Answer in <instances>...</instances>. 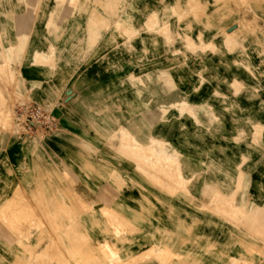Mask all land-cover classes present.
<instances>
[{
  "label": "rangeland",
  "instance_id": "obj_1",
  "mask_svg": "<svg viewBox=\"0 0 264 264\" xmlns=\"http://www.w3.org/2000/svg\"><path fill=\"white\" fill-rule=\"evenodd\" d=\"M0 23V111L13 122L0 121L1 260H14L15 246L27 264L32 243L35 261L44 241L57 249L68 226L53 215L93 211L73 186L128 171L126 160L156 191L198 197L200 212L238 233L245 259H264V0H0ZM30 102L52 109L59 128L20 135L15 109ZM64 134L91 139L84 156L69 155L80 146ZM102 250L103 264L120 259L109 243Z\"/></svg>",
  "mask_w": 264,
  "mask_h": 264
},
{
  "label": "crops",
  "instance_id": "obj_2",
  "mask_svg": "<svg viewBox=\"0 0 264 264\" xmlns=\"http://www.w3.org/2000/svg\"><path fill=\"white\" fill-rule=\"evenodd\" d=\"M6 29V24L0 23V34L4 38L0 44H8ZM13 35L16 39V21L14 27L10 28V37L13 38ZM69 87L62 91L63 101L71 95ZM74 137L75 134L63 135V140H78L80 146L78 150L69 149L67 152L69 155L78 152L79 156H84L86 151L81 146L91 139L83 134ZM8 146L10 156L19 157L18 160L26 155L14 142ZM109 156L119 159L118 151L115 150H111ZM112 158V164L119 163ZM126 164L130 169L128 171L120 172L119 166L115 167L118 168L116 170L111 167L110 172L104 171L107 179H98L95 172L94 178L80 179L73 186L80 190L86 201L93 204V211L80 212L78 215L73 212L54 214V220L68 226L58 234L60 246L49 251L46 249L48 240L44 241L43 245L36 248V254L41 259L35 261L32 243L34 250L31 264H103L99 257L103 254L102 246L105 243H109L120 256L115 264H264V259H245L238 233L231 232L227 224L220 223L215 214L200 212L198 206L202 202L198 197L184 200L156 191L148 185L146 176L137 170L135 162L126 160ZM81 166L80 160V174L87 177V172H82ZM194 167L197 165L192 163L191 168ZM92 189L95 192H88ZM104 210L107 212L104 213ZM108 212L112 215L111 224L107 222ZM119 224L126 229L118 235L113 226ZM114 250L109 252L114 253ZM14 253V260L0 259V264H27L18 246L14 247Z\"/></svg>",
  "mask_w": 264,
  "mask_h": 264
},
{
  "label": "built area",
  "instance_id": "obj_3",
  "mask_svg": "<svg viewBox=\"0 0 264 264\" xmlns=\"http://www.w3.org/2000/svg\"><path fill=\"white\" fill-rule=\"evenodd\" d=\"M15 122L21 130L20 135L25 136L35 132L50 133L59 128V120L53 110L34 102L15 109Z\"/></svg>",
  "mask_w": 264,
  "mask_h": 264
},
{
  "label": "bare ground",
  "instance_id": "obj_4",
  "mask_svg": "<svg viewBox=\"0 0 264 264\" xmlns=\"http://www.w3.org/2000/svg\"><path fill=\"white\" fill-rule=\"evenodd\" d=\"M97 2H99V0H97ZM111 2V1H110ZM109 2V3H110ZM114 2V1H113ZM71 3V2H70ZM108 3V1H107V4H109ZM112 3V2H111ZM84 4H86L85 2H84ZM106 4V3H105ZM113 4V3H112ZM117 4V3H116ZM128 4V3H127ZM96 5V4H95ZM132 5V4H131ZM90 6V5H89ZM106 7H107V9H108V7H110V5H105ZM111 6H113V5H111ZM133 6V5H132ZM69 7V6H68ZM75 7V6H74ZM93 7V6H92ZM126 7V6H125ZM136 7V6H135ZM91 9V8H90ZM110 9V8H109ZM117 9V8H116ZM123 9V8H122ZM133 9V8H132ZM111 10V9H110ZM123 12H126V10L125 9H123L122 10ZM12 12V11H11ZM94 12H95V14H94V16L95 17H97V18H99L100 17V12H97V10L95 9L94 10ZM13 13V12H12ZM111 13V12H110ZM92 14V13H91ZM157 14L155 13V12H153V14L151 13V17H153L154 19V25H157V20H158V18H157V16H156ZM93 16V15H92ZM102 16V15H101ZM112 16V15H111ZM14 17V16H13ZM91 17V16H90ZM92 18V17H91ZM113 20H115V21H117V22H120V19L119 18H117V19H113ZM106 21H107V18H106ZM15 23V22H14ZM119 24V23H118ZM113 25V24H112ZM164 25H166V24H164ZM115 26H117V25H115ZM118 27V26H117ZM150 29L151 30H155V28H154V26L153 27H150ZM16 31V30H15ZM58 31V30H57ZM107 31V30H106ZM124 32V31H123ZM241 29H240V27H237V28H235L232 32H229L228 33V35H229V38L230 39H238L239 38V36H240V34H241ZM113 34V33H112ZM126 34V33H125ZM114 35V34H113ZM112 35V36H113ZM18 36V35H17ZM117 36V35H116ZM114 38V37H113ZM128 39V38H127ZM71 44V43H70ZM73 44V43H72ZM16 46V45H15ZM55 46V45H54ZM9 48H11L12 49V47H9ZM8 48V49H9ZM39 48V47H38ZM10 50V49H9ZM128 50H129V48H128ZM44 51H42L41 49H35V55H36V57H42V53H43ZM51 56V53L48 55V57H50ZM47 57V58H48ZM49 59V58H48ZM35 60H36V58H35ZM35 60H34V62H35ZM42 60V59H41ZM37 61V60H36ZM33 62V63H34ZM40 63V62H39ZM44 63H45V61H44ZM48 63V62H47ZM50 65H53V64H50ZM52 74V73H51ZM73 84L74 85H76V87L78 88L79 87V85L74 81L73 82ZM183 100V99H182ZM182 100H179V101H182ZM183 101H186L187 102V100H183ZM7 109H9V108H7ZM13 116V115H12ZM0 121H1V123L3 124V126H7V127H11L12 126V118H11V114H10V110H4V108L0 111ZM11 129V128H10ZM28 145V144H27ZM141 148V147H140ZM19 150V149H18ZM22 151V150H21ZM164 158V157H163ZM178 158V157H177ZM243 160H244V158H243ZM165 161V160H164ZM173 174V173H172ZM182 176V175H181ZM39 188V187H38ZM29 201V200H28ZM30 206V205H29ZM255 206V205H254ZM61 209V211H63V209L62 208H60ZM257 209V208H256ZM29 211V210H28ZM228 211V210H227ZM255 211V210H254ZM252 212V211H251ZM57 213H58V211H57ZM255 213V212H254ZM61 214H63V213H61ZM60 214V215H61ZM4 215V214H3ZM253 215V214H252ZM21 216V215H20ZM64 216H65V214H64ZM63 216V217H64ZM37 217V216H36ZM14 220V219H13ZM250 220V219H249ZM23 222V221H22ZM241 223V222H240ZM264 223V222H263ZM64 246V245H63ZM143 258V257H142ZM39 260V259H38ZM127 264V263H126Z\"/></svg>",
  "mask_w": 264,
  "mask_h": 264
}]
</instances>
